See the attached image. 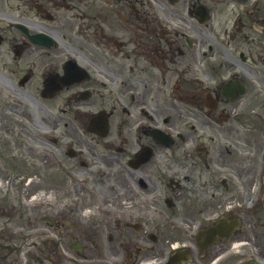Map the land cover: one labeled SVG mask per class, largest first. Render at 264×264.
Listing matches in <instances>:
<instances>
[{
  "label": "flooded vegetation",
  "instance_id": "1",
  "mask_svg": "<svg viewBox=\"0 0 264 264\" xmlns=\"http://www.w3.org/2000/svg\"><path fill=\"white\" fill-rule=\"evenodd\" d=\"M249 1L0 0V134L5 124L15 131L11 136L14 147H21L16 143L23 142L19 159L8 158L11 139H5V147L0 137V167L8 172L16 170L20 161L37 158L46 169L48 154L35 148L34 141L43 140L34 131L48 130V104L52 105L59 95L63 108L77 110L87 105L95 110L110 109V117L117 105V90L123 97L122 92H130L126 103L145 106L150 124L168 134V146L158 142L159 135L140 138V145L150 146L152 156L135 171L124 167L119 155L103 156L105 160L100 159L109 168L104 186L113 187L110 179L115 174L117 177L120 168L142 176V169L149 167L159 151L168 154L179 149L183 171L167 166L162 175L150 177L154 187L148 193H138L142 202L152 201L171 217L189 224L190 220L195 224L198 219L226 212L219 216L227 218L226 223L239 221L240 227L229 239L217 240L213 255L238 241L244 255L252 249L264 257V0H255V7L247 5L241 11V5ZM236 15V25L231 28ZM214 27L221 31L211 33ZM193 35L197 42L190 43ZM67 53L74 54L77 62H69ZM86 62L91 68H86ZM50 77H55L58 90L48 98ZM113 86V91L107 89ZM6 90H13L15 102L3 96ZM21 114L27 121L20 120ZM79 122L85 126L88 117L79 118ZM65 125L70 126L75 140L87 143L73 123L65 121ZM49 126L56 128L57 124ZM90 137L99 140L94 134ZM200 140H208L206 148L189 157L182 155L183 146L190 151ZM44 141L48 143V138ZM216 143L221 151L210 158ZM114 149L115 153L122 150L119 146ZM210 164L224 172L215 174L212 170L208 179H201L196 168L210 171ZM33 171L34 177L38 171ZM238 171L247 182L238 180ZM141 178L138 180L144 185ZM234 182H238L236 190L231 189ZM100 185L89 189L93 194L83 193L84 203L88 201L98 210L102 224L97 226L102 231H124L120 221L137 214L139 203L131 207L112 205L103 199ZM186 185L192 186L196 195L198 188L204 190L199 199L184 196L192 215L180 217L173 213L175 196L185 191ZM164 196L168 202L171 198L170 206L161 201ZM13 200L21 210L17 194ZM249 201L254 204L252 210H246ZM5 208L12 210L13 204ZM27 210L28 238L14 251L22 253L25 264H48V201L44 198ZM61 214L68 223L75 222L67 212ZM157 228V232L171 235L167 225L158 223ZM180 236L174 238L180 240ZM11 259L1 254L0 264H9ZM49 259L51 264H60L51 256Z\"/></svg>",
  "mask_w": 264,
  "mask_h": 264
},
{
  "label": "rangeland",
  "instance_id": "2",
  "mask_svg": "<svg viewBox=\"0 0 264 264\" xmlns=\"http://www.w3.org/2000/svg\"><path fill=\"white\" fill-rule=\"evenodd\" d=\"M96 107H98L97 105H95ZM20 114V113H19ZM26 114H29L28 111L26 110ZM53 114L48 113V119H51V122L56 123L58 126H61V120L56 117V116H52ZM13 116V115H11ZM21 117V121H27L25 118L24 114L19 115ZM114 116L116 117V120H123V116L124 114H122L120 111H116ZM29 117V116H27ZM244 117V116H243ZM243 117H241L240 119H243ZM135 118H129L127 116V120L126 122L123 124L122 129L125 133H127V121H129L130 123H132V121ZM14 120V119H12ZM15 121V120H14ZM41 125H43L41 123ZM188 125V122H187ZM5 130L4 127L1 129V134L0 137H2V142L4 144V146L6 147L7 142L5 141V139L10 140V145L9 148L11 149L9 151V157L11 156L13 157V159L15 157H17L19 159L20 157V150L21 147H23V142L22 141H18L16 143V145H21V147L16 148L14 147V142L12 141V134L13 132L15 133V131L10 130L9 127L7 125H5ZM222 135V134H220ZM14 137H16V134H14ZM62 137H65V135H63ZM228 138V137H227ZM230 140V138H228ZM27 141H29V139H27ZM231 142H233L232 140H230ZM87 148V154H91L92 156L95 157V159H99V158H103L104 157H100L99 152L97 150H95L92 145L85 143L84 144ZM214 147H216L215 151H213V148L211 149V151L209 152V154L211 155V157H214L216 155H218V153H220V147L217 145V143L214 145ZM179 149H173L172 152H169L168 154L164 153L162 154V151H159L157 154H155V156L152 159V162L150 163L149 167H147L145 170L142 169V176L139 173H135V174H130L126 171H124L122 168H120V173L117 175V177H115V175L113 176L112 179H110V183L113 184V187L111 188H106L104 185L106 184V180L107 178H104V182H97L100 185V190L102 191L103 194V199L107 200L110 204L112 205H117V206H135L138 203L140 204V202L142 203V200L140 199L138 193L140 191L148 193L153 187H154V182L150 177H153V175L159 170L163 171V169H166L167 166L169 168H180L182 171L184 169L183 166H181L180 163L183 162L182 159H180L179 156ZM101 152V151H100ZM19 156V157H18ZM105 160V159H104ZM35 165L38 168H43L42 164L43 162L40 159H37L34 161ZM22 161H20L18 163L19 166V176L22 175L24 176L25 174L31 175V174H35V171H28L23 164ZM73 163V162H72ZM211 165V164H210ZM55 163L51 160L50 163L46 164V171L45 173H37L36 176L33 177V180L30 182L29 185H27L26 188H23L25 184L22 183H18L13 186H3L2 190L3 191H7L8 192V197L12 198L15 191H17V196H18V200H21L23 197V194L25 191L28 190L27 194L25 195V197L30 193V192H43V191H48V194H53L56 197L57 200L62 199H67L69 190L71 188H73L74 191H76L77 193H80L82 197H84L83 199L85 200L86 196H84L83 193H87L90 190L88 189L87 185H81V184H70L68 182V179L61 177L58 175V172L55 168ZM110 168L111 165H108ZM192 166H196L193 165ZM211 169L210 171L204 170L200 167L196 168V171L202 176L201 179H204L207 177V179L210 176V172L212 170H214L215 174L216 173H220V172H224V170L218 166L215 165H211ZM158 168V169H157ZM187 168V167H185ZM1 174L3 175V177L5 178V168L4 167H0ZM22 169V170H20ZM81 172H92L88 169L86 170H82L80 169ZM112 171L113 170L112 168ZM21 172V173H20ZM253 172V171H252ZM238 176V180L242 183L247 182V179L244 177V174L242 171H238L237 173H235ZM109 174L106 176L108 177ZM142 177V181L144 183V185L140 184L138 178ZM18 181L20 182V178L18 179ZM62 181V182H61ZM148 181L150 183H148ZM9 182H13V180H11L9 178ZM109 182V181H108ZM126 185L131 186V188H127ZM238 185V182H234L233 186L231 187L234 188L236 190V187ZM185 185H183L184 187ZM142 187V188H141ZM86 188V189H85ZM141 188V189H139ZM186 188H184L185 191L181 192H177V195H173L176 197V202H177V206L174 208V215H178L180 217H186V216H191L192 215V211L190 210V207L188 206L187 202L188 200L184 198V196L187 195V197H191L192 199H199L200 195L202 194L201 191H203L204 189L202 188H198V195H196L195 189L190 186V185H186ZM92 192V191H90ZM126 192V193H123ZM93 194V192H92ZM170 195H172V192H169ZM6 195V197H7ZM94 196V195H93ZM24 197V198H25ZM206 203V202H205ZM159 204V203H157ZM162 204V203H161ZM160 204V205H161ZM89 210H92L93 207H88ZM16 217H22L23 219H26L25 217H23L21 214H17ZM1 220H3L2 217H0V223L2 222ZM78 221L83 222L85 221L84 219H78ZM15 225L19 224V223H14ZM193 224V221L190 220V225ZM84 231L88 234L87 237L82 238L79 236V234L74 231L72 228H68V230L66 231V233L68 234V237L70 238V240H74L75 242L80 244V249L79 251H86L85 255L87 256H91L93 257L94 253H91L93 247H98L100 249L101 255H103V257H107L110 258L112 260H114L115 262H117V264H123L120 260H125L126 255L130 258V262L126 263V264H140L141 260V256L144 255L143 257H154L155 259H160L163 256H166V250H167V243L171 244L172 241L168 240L171 239V236L169 233H163V232H154V231H140L138 233H134L132 231H108V233H105V231H102V227L94 225L92 227H88V228H84ZM152 232V233H151ZM107 234V238L104 237V235ZM152 236L155 237L154 240H152ZM6 239V238H5ZM3 239V240H5ZM68 239V238H67ZM16 245L19 244L20 242H14ZM264 250V248H263ZM264 253V251H263ZM3 254L0 251V255ZM5 255V254H3ZM7 255H10L12 257L11 261L9 262V264H25V262H23L24 256L22 255V253L20 251H8ZM6 255V256H7ZM57 255L60 258V261L62 264H69L68 262H66L58 253ZM99 255V254H98ZM209 261L206 260V263H208Z\"/></svg>",
  "mask_w": 264,
  "mask_h": 264
},
{
  "label": "bare ground",
  "instance_id": "3",
  "mask_svg": "<svg viewBox=\"0 0 264 264\" xmlns=\"http://www.w3.org/2000/svg\"><path fill=\"white\" fill-rule=\"evenodd\" d=\"M145 259H148V257H145ZM147 262H148L147 260H144V262H142V264H145Z\"/></svg>",
  "mask_w": 264,
  "mask_h": 264
}]
</instances>
